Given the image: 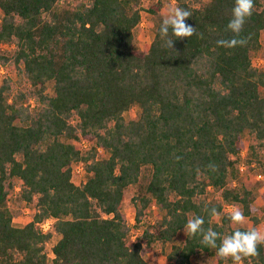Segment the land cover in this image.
<instances>
[{
	"label": "trees",
	"instance_id": "16d2710c",
	"mask_svg": "<svg viewBox=\"0 0 264 264\" xmlns=\"http://www.w3.org/2000/svg\"><path fill=\"white\" fill-rule=\"evenodd\" d=\"M165 2L190 10L186 23L202 38L170 32L174 48L164 47ZM233 6L156 0L147 10L152 39L141 50V0H0V67L16 77L0 84V264H149L143 255L163 252L195 216L221 237L257 229L253 192L239 182L241 166L264 172V71L251 60L261 49L264 0L244 25L247 43L218 47L233 35ZM134 107L138 116L126 121ZM74 165L85 175L80 184ZM129 188L133 227L122 212ZM14 193L32 212L20 227L7 206ZM227 205L251 226L233 224ZM153 207L162 215L144 225ZM201 239L186 233L167 260L233 264ZM259 253L243 264H264V245Z\"/></svg>",
	"mask_w": 264,
	"mask_h": 264
},
{
	"label": "clouds",
	"instance_id": "9594fccd",
	"mask_svg": "<svg viewBox=\"0 0 264 264\" xmlns=\"http://www.w3.org/2000/svg\"><path fill=\"white\" fill-rule=\"evenodd\" d=\"M254 8L255 0H234L231 19L226 26L227 30L233 35L230 39L217 40L218 47L233 48L244 46L247 43V38L242 37L241 33L246 21L251 18ZM191 16V11L186 8L176 7L169 11L168 15L163 18L159 28L164 47L174 48V40L170 38V32L171 36L177 39H187L193 35L202 38V34L197 33L196 27L186 23ZM208 167L212 171L218 170V166L212 163ZM204 211L213 217L220 215L215 207L210 210L205 207ZM228 219L233 224L243 225L247 217L239 207L234 206ZM204 224L203 216H195L187 221L185 228L187 233L192 236L200 235L202 237L201 243L208 248L215 249L219 258L223 260L231 259L233 264H243L245 259L250 260L259 256V248L264 245V231L256 228L249 230L237 229L230 235L221 237V234L211 227L205 229ZM218 241L219 243H217Z\"/></svg>",
	"mask_w": 264,
	"mask_h": 264
},
{
	"label": "rangeland",
	"instance_id": "374dc122",
	"mask_svg": "<svg viewBox=\"0 0 264 264\" xmlns=\"http://www.w3.org/2000/svg\"><path fill=\"white\" fill-rule=\"evenodd\" d=\"M156 0H141V19H143L144 24L146 25L143 28L138 27L137 28V47L141 50H143L144 46L148 44L151 39V30H150V21H151V16L147 13V10L149 7H151L153 4H155ZM174 3L173 2H165L163 5V8L161 10V15L165 18L169 11L171 9H174ZM261 49L257 52L252 54L251 60L255 63V59L259 57L264 56V33L261 34ZM1 50L3 51H10L12 50L11 47L9 46H2ZM253 63V64H254ZM2 72L0 71V84L2 80L6 77H11L13 80H16V77L11 74L6 68H1ZM46 94L51 96L53 94L52 90V83H48L46 86ZM261 95L264 96V89L261 91ZM139 109L134 107L131 108L129 111L125 112L124 118L126 121L136 119L138 116ZM244 149L242 152V156L245 155V149L249 143V139L245 136L244 137ZM85 146L86 144L83 143ZM102 151L100 150V154L102 155ZM80 167L77 165L73 166V181L76 184H80L81 182L84 181L85 175L83 171L79 170ZM258 174H264V172H258V171H253V172H246L245 167L241 171V178L239 184H245L250 190H252L253 195H254V202L253 206L255 208L254 215L258 219V225L257 229L264 231V187H263V182L258 181L257 175ZM234 184L238 185L237 182ZM18 191V188L16 189V192ZM133 195V189L129 188L125 192V199L122 205V212L124 213L126 220L129 224L130 227L134 226V209L131 204V197ZM211 197H214L211 195ZM8 209L12 213V223L14 226H24L27 223H29L32 220V212L31 210L21 202H18L16 199V195L11 194L8 198V203H7ZM232 210V209H231ZM162 213L156 208L153 207L150 215L145 219L144 225H151L156 219L160 218ZM218 219V217H216ZM238 227H250L251 226V221L247 218L246 222L243 225H237ZM187 233V230L184 229L180 231L175 238L173 239L172 243L168 244L165 246V249L163 252L160 251V249L155 247V252L156 256L152 257L148 254H144L143 257L144 259L149 263V264H171L167 258L166 255L170 252L172 246L176 245L179 246L182 244L184 237ZM137 234L133 233L131 234V239L134 240ZM50 247L51 245L48 244L46 246V251L48 252V256L52 257V254L50 252ZM193 262H203L205 264H210L211 260H207L205 258H199L195 259L193 258Z\"/></svg>",
	"mask_w": 264,
	"mask_h": 264
},
{
	"label": "built area",
	"instance_id": "2783aa9c",
	"mask_svg": "<svg viewBox=\"0 0 264 264\" xmlns=\"http://www.w3.org/2000/svg\"><path fill=\"white\" fill-rule=\"evenodd\" d=\"M145 26L146 25L144 24L143 19H141L138 27L143 28ZM252 63H254V62L252 61ZM253 65L255 67H257L258 69L264 71V56L263 57L256 58L255 59V63ZM0 71L2 72L1 69H0ZM243 169H244V167L241 166L240 167V171H242ZM79 170L82 171V168L80 167ZM257 179H258V181H262L263 182V187H264V174H258L257 175ZM233 207L234 206H232V205H227V206L224 207V211L230 213L231 212V209ZM52 223H53V220L52 219H49V220H46V221L40 223L38 226H39V228H40V230H41L42 233H46V232H48L50 230Z\"/></svg>",
	"mask_w": 264,
	"mask_h": 264
}]
</instances>
